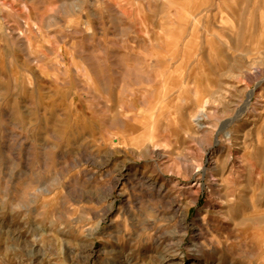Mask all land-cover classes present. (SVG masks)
<instances>
[{
    "label": "rangeland",
    "instance_id": "obj_1",
    "mask_svg": "<svg viewBox=\"0 0 264 264\" xmlns=\"http://www.w3.org/2000/svg\"><path fill=\"white\" fill-rule=\"evenodd\" d=\"M217 123L205 190L264 225V0H0V264H243L177 234Z\"/></svg>",
    "mask_w": 264,
    "mask_h": 264
},
{
    "label": "clouds",
    "instance_id": "obj_2",
    "mask_svg": "<svg viewBox=\"0 0 264 264\" xmlns=\"http://www.w3.org/2000/svg\"><path fill=\"white\" fill-rule=\"evenodd\" d=\"M210 128L211 130L208 134L209 143L204 148H201L199 145H193L191 148L198 163L195 165L194 170L187 174L189 177L187 180L189 189L186 208L189 209L192 205H195L196 213L195 215L183 216L180 223L186 228L191 229L193 222L198 218L199 222L208 230L209 239L216 246L221 248L225 244L229 247L234 246L238 256L243 260V264H264V225H259L255 222L256 210L253 209L246 216H241L239 212H233V209L238 208L239 201L235 194L227 190L224 194L226 198L213 199L212 185H217L218 189L226 187V179L231 176V171L226 166L227 163H225L223 170L218 175L211 178L206 190L205 185L202 183L205 172L215 168L219 160L221 146L219 145L218 138L224 129V125L217 123L216 125L210 126ZM112 139L118 138L114 136ZM109 142L111 143V141ZM126 183L127 181L121 180L120 187H124ZM200 198H203L204 204L197 207ZM225 207L229 208L228 214H225L221 210ZM117 216L123 220L126 230L131 231L128 217H119V213H117ZM229 227L236 230L237 239H229L227 235L221 239V236L214 231V228L227 230ZM177 234L184 240V246L187 252L190 253L191 245L196 235V229H191V233L189 231H183ZM204 243L206 246L211 247L207 241H204ZM170 256L169 264H175L176 257L181 258V264H196V261L191 255H187L185 258L180 250L170 253Z\"/></svg>",
    "mask_w": 264,
    "mask_h": 264
},
{
    "label": "bare ground",
    "instance_id": "obj_3",
    "mask_svg": "<svg viewBox=\"0 0 264 264\" xmlns=\"http://www.w3.org/2000/svg\"><path fill=\"white\" fill-rule=\"evenodd\" d=\"M198 120H200V119H198Z\"/></svg>",
    "mask_w": 264,
    "mask_h": 264
}]
</instances>
